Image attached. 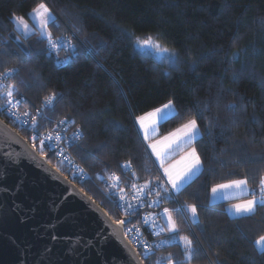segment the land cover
<instances>
[{
  "label": "trees",
  "instance_id": "1",
  "mask_svg": "<svg viewBox=\"0 0 264 264\" xmlns=\"http://www.w3.org/2000/svg\"><path fill=\"white\" fill-rule=\"evenodd\" d=\"M40 2L58 17L60 29L50 26L54 37L71 36L76 25L81 31L73 42L86 40L98 55L74 58L60 51L58 58L64 62L57 63L38 31L28 36L19 32L13 14L30 19L28 14ZM149 36L177 53L179 64L174 67L165 58L135 47L137 39ZM24 49L32 56H26ZM237 52L239 60L234 62ZM9 69L19 71L8 78V85H16L15 95L33 114V106L40 108L45 95L62 94L54 109L39 119V132L61 119L74 120L73 126L83 130L82 139L70 147L83 173L57 167L114 220L137 223L151 245L145 264H167L169 254L173 264H189L183 243L173 239V233L143 224V211L157 213L163 207L172 210L179 235L188 236L199 250L190 264H264V255L254 245L264 235V208L252 217H233L227 201H210L216 184L247 178L255 189L264 175L260 158L264 155V0H0V73ZM169 99L179 115L158 125V135L191 116L199 120L197 108L204 110L200 122L204 137L194 144L201 154L202 172L175 201L162 200L154 209L125 215L110 197L108 177L114 173L121 184L138 186L151 181L153 188L157 178L162 181L135 119ZM233 102L235 110H230ZM0 117L10 123L1 113ZM210 123L212 136L207 134ZM16 129L23 136L32 132L29 127ZM45 152L55 164L53 152ZM129 160L132 168L123 169ZM184 204L197 206L199 226L185 218L187 213L176 211ZM137 250L142 257L145 250Z\"/></svg>",
  "mask_w": 264,
  "mask_h": 264
},
{
  "label": "snow or ice",
  "instance_id": "2",
  "mask_svg": "<svg viewBox=\"0 0 264 264\" xmlns=\"http://www.w3.org/2000/svg\"><path fill=\"white\" fill-rule=\"evenodd\" d=\"M28 15H30L34 21L32 26L29 25L24 16H16L13 14L12 19L16 21L17 30L22 31L25 36H28L29 34L35 35L38 31L41 40L47 41V52L49 57L55 53L57 56V63L64 62L58 58L60 51H67L69 52V55L74 58H79L82 54L85 56H92L93 58L98 55L97 48L88 47L86 40L81 41L77 38V42H73V38L76 37L77 32L81 31V29H79L76 25H73L70 29L72 33L71 36H53L50 26L59 30L60 23L54 10L46 2L38 3L31 9V12ZM16 39H19V37H16ZM136 44L140 48H149L157 53H168L169 55L166 60L174 67L180 62L179 55L177 53L172 52L168 47L162 46L159 40L154 41L151 36L143 40L137 39ZM102 45L103 42H101V46ZM24 52L26 56H32V52L30 50L24 49ZM238 60L239 52L233 55V61L238 62ZM18 71V69H11L4 73H0V77L9 78L12 74L18 73ZM164 75H168V73H164ZM17 92L18 89L14 84L0 86V97H3L4 101V103H0V110L6 109L9 114L14 116L16 120L19 121L20 125L29 126V129L34 133L31 137L33 149L37 148L38 142V150L41 157L47 156V153L45 152V149L47 148L49 151L53 152L54 156L62 157L65 160L68 159L65 156L64 148L61 145L67 141L68 146L71 147L77 140L82 139L83 133L81 128H77L71 137L67 136V130L63 126L65 123L75 124L74 120L61 119L56 122L55 127L47 134L41 135L39 132V119L44 117V112L46 110L50 108L54 109L57 99H63L62 94L58 96L56 92H51L49 95H45L40 108H35V106H33L35 109L33 114V112L28 110L23 112L17 110L21 104V99H17L14 95ZM235 107L236 105L234 102L229 105L230 110H235ZM206 108L207 105H205V110ZM178 115L179 113L177 112L174 100L169 99L168 102L163 104L161 107L155 108L153 111L148 112L146 115H141L136 119L139 122L140 129H142L144 133V139L148 140L156 133L158 125L167 123ZM197 115L199 116V120L197 116H191L186 120V122L182 123L180 127L164 136L162 141H156L148 146L160 162V168L163 169V181H160V179L157 178L154 188L151 181L146 182L143 186L132 184L131 188L135 193L132 200L137 202L136 205L126 199L124 195L125 189L120 187V177L116 176L114 173L108 177V179L112 181L108 187L116 190V194L118 195L119 202L116 203V206L122 208L125 215H136L138 212L137 205L147 203L148 207H152L153 205L159 206L162 200L175 201L176 197L184 189V186L194 177L201 174L203 161L200 152L193 145L202 140L204 137V133L200 130V122L204 118V110L197 108ZM49 122L51 123V120H49ZM113 123L115 124V122ZM116 126L119 128V125ZM212 127L213 125H211V123L207 126V134L209 136H212L213 134ZM5 148L8 150L5 151ZM179 151H183L184 153L180 156V159L176 160L174 163L166 164V161L169 159L171 154ZM22 157L33 162L37 160L34 152H16L14 149H11L8 143L0 142V159L5 160L6 162L19 163V160ZM260 158L264 159V155H261ZM48 163H51V160H49ZM61 163H63V160H61ZM37 166L44 167L43 163H38ZM53 167L56 166L53 165ZM121 167L125 170H130L132 168L131 160L124 163ZM45 171H51V169L45 168ZM79 171L83 173V169H80ZM2 175L3 173H0V176ZM248 183L247 178L232 180L229 183L216 184L211 188V192L214 196L236 190L245 192L248 190ZM17 190H19V185H17ZM6 191H8V189L0 188V192ZM153 192L156 197L155 199H151L150 201H145L143 199L145 196L151 197ZM250 195V199H247L242 203L231 205L232 212L236 216L252 217L256 214L258 208H264V175L260 176L256 188L250 191ZM19 207V205H16L17 209H19ZM176 211H178L182 216L186 213L190 214L185 218L190 219L193 225H200L198 209L195 204L181 205L176 209ZM148 217H151V220H149ZM148 217L144 218L145 224L151 223V226L153 228H158L160 232L167 230L168 232L174 234L173 239H178L183 243L185 249L184 255L190 264L191 260L199 250L194 247L192 239L186 235H179L180 227L176 218L173 216L172 210L164 208L162 214L153 215L152 213H149ZM159 218H163L165 223L158 224L157 220ZM115 223L118 225H124L125 221L117 220ZM130 231H132V229H128L124 235H127V232ZM136 231L139 232V229H136ZM201 231H203V229H201ZM97 235L99 236L100 234L98 233ZM52 239L55 240L57 237L53 236ZM164 243L168 242L165 241ZM254 245L257 246L258 252L261 255H264V235L259 236L254 241ZM77 246L84 249L95 247L91 240L84 241L80 237H77L73 242V249ZM144 248V254L140 257L141 262L149 255L147 245H144ZM50 251L51 249H45V252ZM165 259L167 264H173L171 254H169V256ZM253 264H255L254 261Z\"/></svg>",
  "mask_w": 264,
  "mask_h": 264
},
{
  "label": "water",
  "instance_id": "3",
  "mask_svg": "<svg viewBox=\"0 0 264 264\" xmlns=\"http://www.w3.org/2000/svg\"><path fill=\"white\" fill-rule=\"evenodd\" d=\"M0 142L37 157L35 162L22 157L19 163L0 159V188L8 189L0 192V264H145L124 235L128 221L116 224L104 207L1 117ZM77 237L95 247L73 249Z\"/></svg>",
  "mask_w": 264,
  "mask_h": 264
},
{
  "label": "built area",
  "instance_id": "4",
  "mask_svg": "<svg viewBox=\"0 0 264 264\" xmlns=\"http://www.w3.org/2000/svg\"><path fill=\"white\" fill-rule=\"evenodd\" d=\"M59 60H61V59H59ZM9 70H11V69H9ZM6 71H8V70H6ZM7 81H8V78L0 77V86H7L8 85ZM15 96H16L17 99H21V104H20V106L18 107L17 110L20 111V112H23L25 110H28L29 111V109L23 107L22 98L19 97V96H17V95H15ZM0 103H4L3 97H0ZM0 113L2 115H4L10 121L9 125L12 126V127H14L15 129H16V127H18L19 129H25V128L27 129V127H29L27 125H24V126L20 125L19 121H17L14 116H12L11 114H9L6 109L5 110H0ZM55 124L51 128H49L48 130L42 132L41 135H45L49 131H52V129L55 127ZM63 127L67 130V133L66 134H67L68 137H71L72 134L77 130V128H75L73 126V124H70V123H65V125ZM33 134L34 133L32 131V132L28 133L27 136H24L31 144H32L31 137L33 136ZM82 137H83V134H82ZM61 146L64 148L65 156L68 159L65 160L62 157H56V156L53 155V160H54V163L55 164H52V163L51 164L52 165H55L57 169H58L57 166L60 164L67 171H70V172L72 171V172L79 173L80 172L79 171L80 170V167H78V163H77L74 155L72 154V151L70 150V147L68 146V142L67 141L64 142ZM61 160H63V163H61ZM112 174L113 173H111L110 175H112ZM108 183L110 184V183H112V181L108 179ZM132 184H135V183H128V184H121L120 183V187H122V188L125 189L124 195H125L126 199L129 200V201H131L134 205H136L137 202L134 201V200H132V197L135 194L134 191L131 188V185ZM110 197L113 198L115 202H119L118 201V195L116 194V190H113V194L110 195ZM155 198L156 197H155L154 192H153V195L151 197H147V196L143 197V199L145 201H150L151 199H155ZM146 207H148L147 206V203L142 204V205H137V208H138V212L137 213L143 211ZM156 207H157L156 205H153L152 206L153 209L156 208ZM149 213H152L153 215H155L156 212H153V210H149V212L147 210H145V211H143V216L144 217H148V214ZM148 218H149V220H151V217H148ZM157 223L160 224V221L157 220ZM143 224L144 225H148L149 227H151L154 230H157L158 229V228H153L151 226V223L145 224L144 223V219H143ZM128 229H132V231L127 232L126 237L134 245V247L136 249L139 248V249L145 250L144 245H147L148 249L151 247V245L148 242V240L142 235V233L140 231V228L137 225V223H135V222L134 223H131V224H128L127 223L126 224V227H125V232ZM136 229H139V232H137Z\"/></svg>",
  "mask_w": 264,
  "mask_h": 264
},
{
  "label": "crops",
  "instance_id": "5",
  "mask_svg": "<svg viewBox=\"0 0 264 264\" xmlns=\"http://www.w3.org/2000/svg\"><path fill=\"white\" fill-rule=\"evenodd\" d=\"M161 106H159V107H161ZM153 110H151V111H153ZM146 114H143V115H146ZM135 121H136V125L138 127V130H139V132H140V134L142 136V139L144 140V142H145V144H146L151 156L153 157V159H154V161H155V163H156V165H157V167H158V169L160 171V174L162 176V181H163V169L160 168V162L157 160L156 156L152 153L151 148L148 147V146L150 144H152V143H155L156 141H162L164 136H166L169 132L174 131L176 128L180 127V125L178 127L174 128L173 130L163 134V135H158V130L159 129L157 127V131H156V133L154 135L151 136V139L145 140L144 139V133H143L142 129H140L139 122L137 121V119H135ZM183 154H184L183 151L172 153L171 156L169 157V159L166 161V164L174 163L176 160H179L180 156L183 155ZM235 180H237V179H235ZM230 181H232V180H230ZM230 181L223 182V183H229ZM247 189L248 190L245 191V192H240L239 190H236V191H232V192H226V193H223V194H217L215 196L213 195L212 192H210V201L213 202V203L220 202V201H227L226 209H227L228 213L231 216H233V217H238L232 212L231 205L232 204H237V203H242L243 201H245L247 199H250L251 198L250 191L252 190V188L249 185H247ZM188 216H189V214H188Z\"/></svg>",
  "mask_w": 264,
  "mask_h": 264
},
{
  "label": "rangeland",
  "instance_id": "6",
  "mask_svg": "<svg viewBox=\"0 0 264 264\" xmlns=\"http://www.w3.org/2000/svg\"><path fill=\"white\" fill-rule=\"evenodd\" d=\"M30 16V15H29ZM25 19L27 20V22L29 23V25L30 26H32L33 24H34V21L32 20V18H31V16H30V19H28V18H26L25 17ZM15 27H16V21H15ZM16 29H17V27H16ZM19 32H21V33H23L22 31H20V30H18ZM24 34V33H23ZM153 38V37H152ZM143 39H145V38H141L140 40H143ZM153 40L154 41H156V40H158L157 38H153ZM161 44H162V42L161 41H159ZM162 46H164V47H167V46H165L164 44H162ZM135 47L138 49V50H140V51H142V52H144V53H146V54H148V55H150V56H152V57H156V58H167L168 57V53H157V52H155L154 50H152V49H149V48H140V47H138L137 46V44H136V42H135ZM169 48V47H168ZM170 49V48H169ZM172 51V50H171ZM164 208H168V207H163V208H161L160 209V211H158L157 213H155V214H162L163 213V209ZM190 215V214H189ZM173 216H174V214H173ZM175 217V216H174ZM159 221H160V224H164L165 223V220L163 219V218H159L158 219ZM165 231H167V230H165ZM168 232V231H167ZM169 234H170V232H168Z\"/></svg>",
  "mask_w": 264,
  "mask_h": 264
}]
</instances>
